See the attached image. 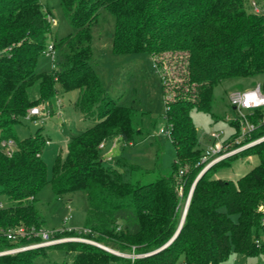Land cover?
<instances>
[{
  "label": "trees",
  "instance_id": "16d2710c",
  "mask_svg": "<svg viewBox=\"0 0 264 264\" xmlns=\"http://www.w3.org/2000/svg\"><path fill=\"white\" fill-rule=\"evenodd\" d=\"M248 1L60 0L74 32L55 38L56 67L47 74L37 67L49 48L50 12L41 0H0V136L17 143L12 156L0 151V194L11 202L0 207V251L40 240L43 222L36 203L48 182L43 154L51 139L42 129L19 139L17 125L30 108L51 104L60 88L78 91L75 108L93 125L71 137L66 152L56 155L50 180L56 195L86 193L84 228L55 231L54 237L76 235L121 253L150 255L132 260L83 241L51 247L74 253L72 264H221L233 254H264L259 211L264 205V142L241 154L256 155L260 163L238 180L216 174L240 155L200 176L204 150L192 118L194 111H211L215 88L224 80L262 76L264 92V13L255 12V1H249L251 8ZM109 14L114 55L146 54L161 70L158 59L176 56L181 81L165 104L175 161L170 176L158 175L147 184L125 181L103 164L102 143L116 138L133 142L137 111L135 100L124 104L110 95L91 64L93 28ZM37 82L40 97L31 101L28 89ZM193 188L182 223V206ZM20 227L28 234L8 240V230ZM46 249L0 256V264H39Z\"/></svg>",
  "mask_w": 264,
  "mask_h": 264
},
{
  "label": "rangeland",
  "instance_id": "374dc122",
  "mask_svg": "<svg viewBox=\"0 0 264 264\" xmlns=\"http://www.w3.org/2000/svg\"><path fill=\"white\" fill-rule=\"evenodd\" d=\"M249 1L257 2L261 12L264 13V0ZM41 3L50 12L52 35L48 38V44L52 46L55 38L60 40L73 33L74 29L62 11L60 0H41ZM112 19L110 14L105 20L100 16V24L93 28V61L91 64L98 71L103 84L114 99L124 104H131L132 100L136 101L137 111L133 121L136 134L132 146L124 145L123 141H116L118 139L113 140L115 142H108L106 148L102 150L103 164L121 173L125 181L147 184L154 181L158 175L168 177L172 172L175 147L162 130L168 129L165 118L166 101L171 99L170 92L181 79L177 77V71L174 69L175 55H166L165 58L158 59L163 62V70L159 67L155 69L153 59L146 54L114 55L112 53L114 27ZM53 52L54 58L50 53L40 58L38 72L47 74L53 72L58 56L55 48ZM162 79L165 81L166 95L163 92ZM262 79V76H257L224 80L215 88L211 111L192 113L201 149L206 151L210 148L213 143L211 139L213 133L221 134L222 142L230 140L236 133L234 123L238 116V111L230 103L231 94L253 89L257 84L262 83ZM59 90L60 92L52 99L51 104L48 103V106L51 105L49 110L52 115H49L44 122L35 123L25 117L17 125L19 139L34 135L39 129H42L51 139L43 154V159L48 165V182L39 192L36 203V209L43 222V230L51 233L84 228L89 207L86 193L56 195L50 183L56 155L62 149L66 152L67 143L71 137L82 134L93 125L91 121L85 120L75 108L78 91L65 92L60 88ZM39 97L40 87L37 82L28 89V98L36 101ZM108 158L112 160L109 161ZM259 163L260 159L256 155H240L232 161L230 166L218 172L216 177L236 181ZM9 205H11L9 199L0 194V206ZM185 206L186 203L182 206L183 212ZM60 239L61 244H64L80 239V236L69 235ZM73 258L74 253L51 247L41 254L38 262L39 264H72ZM111 264H124V262ZM178 264H182V260ZM221 264H264V254L249 258L233 254Z\"/></svg>",
  "mask_w": 264,
  "mask_h": 264
},
{
  "label": "built area",
  "instance_id": "2783aa9c",
  "mask_svg": "<svg viewBox=\"0 0 264 264\" xmlns=\"http://www.w3.org/2000/svg\"><path fill=\"white\" fill-rule=\"evenodd\" d=\"M252 6L255 12L262 13L260 8L256 5L255 2H252ZM53 45L49 46L48 52L53 55ZM230 103L235 110L238 111L237 119L235 120L236 124V133L230 138V140L222 142L221 134L213 133L211 134V139L213 143L211 144L208 150H204L203 156L201 158L200 164L203 166L200 175H202L206 170L211 167L220 164L224 161L232 159L238 155H241L244 151H247L253 148L256 145L264 142V133H260L262 127L264 126V92L262 90V83L257 84V86L253 89L245 90L242 92L232 93L230 96ZM50 110L47 105L42 104L38 106H34L29 109L26 114V118L34 121L35 123L44 122L46 118L49 117ZM167 136H170V131L167 129L163 131ZM257 133V136H256ZM116 141H122L120 138H116ZM115 140V139H114ZM115 142V141H113ZM126 146H132V142L125 143ZM107 146V143L104 142L100 145V149L103 150ZM17 149V143L13 139H4L0 136V151L6 154L7 156H12ZM109 161L112 160L108 158ZM1 207V206H0ZM262 214V225L264 226V205L259 209ZM184 213V212H183ZM79 230V229H78ZM71 231V230H69ZM87 232L86 230H83ZM28 232L25 228H15L13 230H8L7 239L12 242H17L19 239L24 238ZM264 234V227H263ZM38 235L40 236V240L35 243L24 244L14 246L10 249L0 251V256L4 255H15L20 252H24L27 250H34L38 248H49L51 246H55L61 244L62 240L60 238L54 237V233L47 232L45 230H41ZM73 241H83L93 245H96L103 250L110 252L114 255L121 256L128 259H140L145 258L150 253L147 254H128L121 253L116 250H113L107 246L96 243L92 240H88L80 237V239ZM260 244V241H257Z\"/></svg>",
  "mask_w": 264,
  "mask_h": 264
},
{
  "label": "water",
  "instance_id": "95a60500",
  "mask_svg": "<svg viewBox=\"0 0 264 264\" xmlns=\"http://www.w3.org/2000/svg\"><path fill=\"white\" fill-rule=\"evenodd\" d=\"M200 176H201V175H200ZM200 176H199V177H200ZM193 191H194V188H193L192 191L190 192L189 197H188V199H187L186 206H185V210H184L183 217H182V223H183L184 220H185V217H186V214H187V210H188V207H189V204H190V200H191V196H192Z\"/></svg>",
  "mask_w": 264,
  "mask_h": 264
},
{
  "label": "crops",
  "instance_id": "0c3cea01",
  "mask_svg": "<svg viewBox=\"0 0 264 264\" xmlns=\"http://www.w3.org/2000/svg\"><path fill=\"white\" fill-rule=\"evenodd\" d=\"M108 144V143H107ZM63 150V149H62Z\"/></svg>",
  "mask_w": 264,
  "mask_h": 264
}]
</instances>
